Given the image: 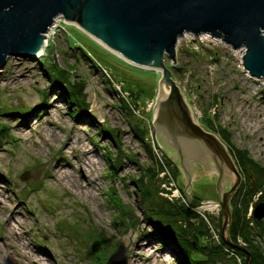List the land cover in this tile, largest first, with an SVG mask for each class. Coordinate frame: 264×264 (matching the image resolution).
I'll list each match as a JSON object with an SVG mask.
<instances>
[{"label": "rangeland", "instance_id": "1", "mask_svg": "<svg viewBox=\"0 0 264 264\" xmlns=\"http://www.w3.org/2000/svg\"><path fill=\"white\" fill-rule=\"evenodd\" d=\"M53 32L43 55L37 59L10 57L0 69V112L5 113L0 115V131L8 132L2 138L11 141H4L0 147V198L6 205V211L0 209V264H31L29 257L41 260L42 264H106L120 245L128 248L129 259L132 257L136 264H181V261L190 264L183 260L188 251L198 264H246L247 255L227 245L222 238V203L217 194L215 168L206 171L197 164L199 169L194 175L190 203L194 207L198 205L200 213L189 209L186 200H178L174 203L180 206L178 212L182 214L159 222L162 231L170 237L167 247H161L163 237L159 229L145 219L140 187L142 180L148 185V168L159 171L156 179L159 184L162 161L173 175L174 166L179 167V161L167 155L173 161L170 165L153 125L161 73L128 64L62 18ZM78 48L87 49L106 66L110 67L108 62L120 66L121 72L126 73L124 76L140 84V88L133 87V90H143L136 105L143 112L139 118L149 129L146 144L135 139L132 130L135 120L127 112L133 111L132 98L122 92L123 82L106 66L95 69ZM245 53L246 48L233 50L223 39L187 33L178 42L176 64L169 58L165 64L183 91L194 120L206 130L207 120L217 122L231 135L230 147L247 150L251 158L264 166V78L256 79L248 74L243 66ZM55 66L66 69L73 84H86L88 114L93 118H74L70 102L58 95L64 89L51 85L43 71L44 68L54 70ZM105 78L111 84L105 83ZM112 88L117 92L110 93ZM36 107L41 108L28 118L7 115L26 114ZM112 131L125 148L122 161H114L119 149L113 146L115 135L109 136ZM81 149L92 151L90 156L95 167L88 168L87 172L94 186H87L83 176L73 170H64L65 177L58 172L64 163L77 165L74 152ZM111 155L117 171L107 161ZM110 170L116 171L114 177ZM243 177L242 184H246L247 178ZM5 179L9 181L8 189ZM177 180L186 190L182 171ZM230 186V181L224 183L226 190ZM158 187L160 196L161 185ZM192 195L201 201L195 203ZM261 197L259 194L252 198L246 215L254 229L255 246L240 236L236 244L247 251L261 249L264 255V219L254 218ZM119 202L134 214V224L125 220L129 224L125 225L126 214L118 210ZM18 206L21 214L17 217L23 229L14 224L16 236H12L6 221ZM164 209L171 211L167 204ZM191 213L195 215L193 218ZM8 237L9 243L3 241ZM99 240L106 248L102 253L100 249V254H92L97 249L93 244ZM95 257L99 258L97 263Z\"/></svg>", "mask_w": 264, "mask_h": 264}, {"label": "water", "instance_id": "2", "mask_svg": "<svg viewBox=\"0 0 264 264\" xmlns=\"http://www.w3.org/2000/svg\"><path fill=\"white\" fill-rule=\"evenodd\" d=\"M60 17L68 24L78 23L128 64L161 73L153 111L157 141L179 161L189 195L197 164L206 171L217 170L223 240L248 252L230 239L231 201L243 174L222 139L194 120L165 59L176 64L178 42L185 34H206L223 39L233 50L246 48L244 68L251 77L264 78V0H0V69L10 57L37 59ZM164 84L170 87L168 94ZM226 181L231 182L229 190ZM254 218L264 219V203L256 206ZM128 260V248L120 245L106 264H128ZM250 261L248 252L246 264Z\"/></svg>", "mask_w": 264, "mask_h": 264}, {"label": "trees", "instance_id": "3", "mask_svg": "<svg viewBox=\"0 0 264 264\" xmlns=\"http://www.w3.org/2000/svg\"><path fill=\"white\" fill-rule=\"evenodd\" d=\"M74 48V47H73ZM80 49V51H82L83 56L85 57V59H87L88 61H90L95 69H99V68H104L105 63L104 62H100L97 59H95L92 54L85 48H78ZM42 61V60H41ZM103 61V60H102ZM42 65H44V63H40ZM109 66H106L108 69H110L111 73L113 74V76L119 80L122 81L120 83L124 84V86H122L123 92L128 93L129 97L132 98V102L134 104H138L136 103L137 100L141 97V93L143 92L142 89H139L138 92L133 90V87H137L140 88V84H138V82L136 80H134L133 78L129 77V76H124L125 74L122 73V68L118 65H114V64H110V62H108ZM48 68V67H46ZM44 73L45 76L51 81V85L53 86H60L62 87L64 90H60V92H58L59 97H62L64 99H67L70 102L69 105V109L74 113V118H93L92 116H90L88 114V108H89V103L86 102L87 99V94L85 93V89H86V84L83 82L77 83V84H73L71 81V76L68 74V72L66 71V69L64 68H58L57 66H55V69H45L44 68ZM122 71V72H121ZM125 79V80H124ZM124 80V81H123ZM105 83H109L111 84L110 79H106L105 78ZM125 84H127V86H125ZM113 90H109L110 93H114L117 92V90L115 88H112ZM127 104V103H126ZM75 107V108H74ZM41 107H36L33 111L23 114L20 112H11L8 113L7 115H13L15 116H20L21 118H28L30 117L32 114H34V112H36L37 110H39ZM128 109V107L125 106V109ZM128 115L131 116L134 120H135V126H133L132 130L134 132V136L135 139H137L138 141H140L142 144H146L148 139H149V129L148 126L145 124V122L143 120H141L139 117H137L135 114H133V112L128 109L127 110ZM5 115V113H1L0 115ZM207 124V128L208 130L216 133L219 135V137L222 139V141L228 146L231 154L233 155L234 159L236 160V163L238 165V168H240L242 170L243 175L245 176V178H247V182L246 184H242L239 191L237 192V196H235L236 198L233 199L232 201V205L234 206L235 212L232 213V223L230 226V239L233 243H238V237H242V239L246 242L253 245V241L255 239L256 236H254L253 233V228H251L249 221L246 219L247 218V211H248V206L251 204L252 198H254L255 196L259 195L262 196L261 197V203L264 202V166L261 165L259 162L255 161L253 158H251L249 156V152L247 150H241L238 148H235V150L230 147L231 145V135L225 130L223 129V127L221 125H217V122H213V120H207L206 121ZM5 130H1L0 131V147H2V145L5 142H11L9 139H5L2 137H7L6 135H8V132H4ZM9 131V129L7 130ZM108 134V132H107ZM110 134V135H109ZM109 136H114V147L119 149V153H117L116 155V160L114 161H118L121 159H123V157L126 155L125 154V148L124 146L120 145V138L118 139V136L116 134V132L112 131L109 132ZM122 139V137H121ZM113 141L111 140V143H113ZM112 145V144H111ZM149 147V151L151 150V146L150 144L148 145ZM112 158L108 157L107 161L108 163L111 165V168H115L116 171L118 170V168L115 166L114 163H111L113 161V156L111 155ZM166 158L167 160H169L170 165L173 163V161L167 156L166 154ZM175 165H177L176 163H174ZM174 175L177 177V179L181 176V171L179 169L178 166H174ZM111 174L116 175L115 172H112ZM159 174V171H157L155 168L153 167H149L146 173V177L148 178L147 182L148 185H144V182L142 180V187H140L143 198H144V204H143V213L145 219L150 223V225L155 228V226L157 227V229H159L160 231V235L163 237V241L161 244V247H167V243H169V235L165 234L164 231H162V229L159 226V222H165L164 220H166V218L171 219L174 218L175 216H178L179 213L178 212L180 209H178L180 206H177L176 203L174 202H170L164 198H161L160 196H158L159 194V184L161 185L162 182H160L159 184H157V176ZM157 179V180H156ZM255 182V184H254ZM138 183V182H137ZM158 185V186H157ZM113 189V193L116 194V189ZM161 192V191H160ZM155 196L157 198H155ZM193 201H195V203H199L201 201V199L195 197L192 195ZM164 199V200H163ZM166 204L169 206V208H171L170 212L169 210L167 211L166 209H164V207H166ZM119 207L118 210L121 211V213L124 215L126 214L124 217L125 219H123V222L125 223L127 220L131 221L129 224L131 225L134 221V214L129 213V211H127L126 207L121 204V202H119ZM198 206V205H196ZM164 209V210H163ZM167 211V212H166ZM171 213V214H170ZM170 214V215H167ZM182 214V213H181ZM192 218L195 216L191 213ZM197 216V215H196ZM166 217V218H165ZM126 220V221H125ZM127 223H125V225H129ZM134 224V223H133ZM262 230L264 231V226H262ZM262 231V232H263ZM261 235V233H258ZM263 236V234H262ZM100 239L103 241V236H101L99 234ZM169 237V238H168ZM223 238V236H222ZM101 240L99 241H95V243L93 244V248L96 249L95 251H92V254H98L100 252V249H102L101 253L104 251V248H106V246H103L104 242H101ZM224 241V240H223ZM225 242V241H224ZM192 243V242H191ZM195 243L198 247H201L199 245V241L195 240ZM100 244H102V246L100 247ZM192 246H194V243L192 244ZM257 247V246H256ZM162 249V248H161ZM99 251V252H98ZM248 252L251 255V261L250 264H264V255L261 252V249H256V248H252L249 249ZM261 252V253H260ZM241 253V252H240ZM247 255V259H248V253L247 252H243ZM100 254V253H99ZM190 254V255H189ZM99 256V255H98ZM213 257V256H212ZM99 258L95 257L96 263L98 261ZM194 259V258H193ZM191 258V253L190 251H188V254H185V256L183 257V260H185V262H188L190 264H198L195 260H193ZM180 262V260H179ZM181 264H184L181 261Z\"/></svg>", "mask_w": 264, "mask_h": 264}, {"label": "bare ground", "instance_id": "4", "mask_svg": "<svg viewBox=\"0 0 264 264\" xmlns=\"http://www.w3.org/2000/svg\"><path fill=\"white\" fill-rule=\"evenodd\" d=\"M60 18L57 19L60 20ZM74 25H77L78 26V23L74 22L73 23ZM78 28H80L78 26ZM81 30V29H80ZM85 33V32H84ZM51 34V32H50ZM89 36V35H88ZM92 38V37H91ZM93 39V38H92ZM94 40V39H93ZM97 42V41H96ZM98 43V42H97ZM49 46V40L47 39L46 37V43H45V47H44V50L38 55V57L40 55H43L45 50L48 48ZM242 55L244 54L241 53ZM166 88V89H165ZM163 89L165 90V93L168 94V92L170 91V87L169 86H166L165 84L163 85ZM193 118H194V114H192ZM79 143H82V142H79ZM71 147L74 148V146L71 145ZM91 153L92 151L90 152H87V150L85 149H81L80 152H74V158L75 160L77 161V165H74L73 163L71 162H68V163H64L61 167H60V170L58 171L59 174L61 173L62 176L65 177V171L66 169H70V170H73L75 171V173L83 176V179L84 181L86 182L87 186H94L95 185V182L94 180L90 177V175L88 174L87 170L88 168H91V167H95V161H93L91 159ZM7 182H6V188L8 189V180L5 179ZM20 206H18L15 211L12 213L11 217L6 221V227H7V230L10 232V234L12 236H16V232H15V228H14V224L18 225L20 228L23 229V223L22 221L17 217V215H20L21 214V210L19 209ZM0 209L1 210H4L6 211V205H5V202L0 198ZM20 239V236L17 235ZM28 236V235H27ZM3 241L9 243L10 240H9V237L8 238H4ZM13 248H16V246L13 244L12 245ZM141 249H143V247H141ZM142 254V252L140 253ZM30 260H31V264H42L41 260L37 259V258H34V257H29ZM128 264H136V262H134L133 258L130 257L129 259V262Z\"/></svg>", "mask_w": 264, "mask_h": 264}, {"label": "built area", "instance_id": "5", "mask_svg": "<svg viewBox=\"0 0 264 264\" xmlns=\"http://www.w3.org/2000/svg\"><path fill=\"white\" fill-rule=\"evenodd\" d=\"M57 22H55V24L53 25V27L50 29V31L47 33V39L50 40L52 38V36L54 35V28L57 27ZM51 32V34H50ZM122 89V88H121ZM123 92V89H122ZM124 94H128L123 92ZM129 95V94H128ZM129 100V99H128ZM131 104V108H132V112L137 116V117H143V112L141 109H139L140 106L136 105V104H132V102H130ZM130 108V109H131ZM161 167L163 168V172H161L160 177L162 178V184H161V192L160 195L161 197H163L164 199L170 201V202H175L178 200H182V201H187L188 204V208L191 209L192 211H195L198 213H200L199 206H192V204L190 203L191 201V195H189L185 189H183L179 183L178 180L175 179V176L172 174L170 167L165 163V161L161 162ZM189 199V200H188ZM207 206V204H205ZM204 206V205H203ZM201 215V214H199ZM204 219H206L205 215H201Z\"/></svg>", "mask_w": 264, "mask_h": 264}, {"label": "flooded vegetation", "instance_id": "6", "mask_svg": "<svg viewBox=\"0 0 264 264\" xmlns=\"http://www.w3.org/2000/svg\"><path fill=\"white\" fill-rule=\"evenodd\" d=\"M244 176V175H243Z\"/></svg>", "mask_w": 264, "mask_h": 264}]
</instances>
